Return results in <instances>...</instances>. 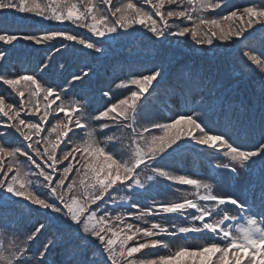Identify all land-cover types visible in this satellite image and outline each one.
Segmentation results:
<instances>
[{
  "label": "snow or ice",
  "instance_id": "1",
  "mask_svg": "<svg viewBox=\"0 0 264 264\" xmlns=\"http://www.w3.org/2000/svg\"><path fill=\"white\" fill-rule=\"evenodd\" d=\"M226 8L225 0H0V61L20 42L47 51L30 73L0 71L11 89L0 94V264H48L55 239L33 245L50 229L67 237L66 264H264V111L257 135L215 102L202 71L170 79L164 59L143 71L129 64L117 85L127 94L102 91L95 115L87 95H71L94 64L63 84L43 80L57 56L71 60L78 46L98 61L114 43L144 38L154 48L179 38L205 50L236 44L264 73V51L248 48L257 28L264 32V0L217 14ZM173 96L181 109L161 122L155 109L172 113ZM201 148L220 157L206 176L162 164ZM257 167L250 195L219 190L221 173L235 183ZM160 180L186 188L170 200L138 199ZM17 209L35 215L25 230ZM168 215L180 222L159 219Z\"/></svg>",
  "mask_w": 264,
  "mask_h": 264
},
{
  "label": "trees",
  "instance_id": "2",
  "mask_svg": "<svg viewBox=\"0 0 264 264\" xmlns=\"http://www.w3.org/2000/svg\"><path fill=\"white\" fill-rule=\"evenodd\" d=\"M250 2H253V0H225L227 8L223 12L217 10V14L223 15L226 11L231 10L233 6L242 7ZM35 27H39V25L36 24ZM79 31L84 30L79 29ZM180 39L177 42H174V39L170 43L166 41L163 46L157 48L147 43L146 38H144V43L137 39L134 44L127 47L123 44L114 43L109 55L98 61L89 54V51L80 52L78 46L76 57L71 60L67 58V54L63 58L57 56L55 61L51 62V67L43 73V80L51 84H63L66 78H70L69 73L79 71L85 64H94L97 68L96 73L83 82H77L71 94L75 97L77 94L87 95L91 99L88 111L91 115H95L97 109L102 110L101 106L107 99L104 98L103 100L96 96L95 93L98 90L109 91L111 89L115 93L116 98H121L122 95L127 94L125 90H121L117 85L128 78L129 64H132L135 70L143 71L150 68L154 62L164 59L169 66L170 79H175L179 73L191 69L202 71L210 84V90L215 102L230 108L236 120L243 127L254 131L258 135L261 127V114L264 111V73H261L255 65L247 62L246 58L242 60L244 49L237 48L236 44H225L205 50V48L200 46L193 47L184 38ZM129 48L133 56L136 57L135 60L128 55ZM248 48L256 51L258 55L261 51H264V32H261L259 28L249 39ZM26 52L30 53L27 57L28 60L25 59ZM8 53V58L0 61V71L9 74L30 73L35 69L37 63L47 55V51L38 47L33 48L26 42L17 43L15 48L8 49ZM245 63L248 64V67H245ZM61 65H65V67L61 68ZM10 92L11 89L0 83V94H4L7 98ZM166 95V93L161 91L160 99H165ZM15 99L18 98L13 97L8 99L7 102H15ZM181 105V98L170 97L169 106L173 112L160 111L159 106H157L155 109L158 113L157 119L164 122L169 115L179 113ZM219 159L218 155L212 156L203 148L195 151L186 149L178 157H169L162 164L177 174H190L195 170L203 177L208 174L210 163H214ZM258 179L259 167L253 173L242 176V179L235 183L229 179L227 173H221L218 188L221 191L237 195H250L254 188L258 189ZM177 187L186 188V186L173 185L170 182L160 180L156 182L150 194L138 197V199L142 202L144 200L148 202L152 200H170L179 194L175 191ZM16 211L18 217H20V229L25 230L28 225L35 222L34 214L32 217H28L20 209ZM24 219H27V221ZM159 219L165 223L180 222L178 217L171 215L160 217ZM53 233H55V236H53ZM58 235L59 237L56 238ZM53 238L55 239V246L47 254L48 264H66L68 240L65 235H61L59 230L50 229L41 235L37 244L33 245V251L42 247L43 243L48 239ZM196 243L198 242L193 241V244ZM161 254H164L163 251Z\"/></svg>",
  "mask_w": 264,
  "mask_h": 264
},
{
  "label": "rangeland",
  "instance_id": "3",
  "mask_svg": "<svg viewBox=\"0 0 264 264\" xmlns=\"http://www.w3.org/2000/svg\"><path fill=\"white\" fill-rule=\"evenodd\" d=\"M179 40H181L180 38H179ZM178 40L177 39H174V42H177ZM20 53V52H19ZM30 53L29 52H26V54H25V59H27L28 60V55H29ZM5 67H7V65H5ZM121 89V88H120ZM92 90V89H91ZM93 90H95V88H93ZM121 90H123L124 91V89H121ZM102 91H105V90H102ZM102 91H97L96 93H95V95L96 96H98L100 99H102L101 98V93H102ZM72 96H74L73 94H71ZM75 97V96H74ZM103 100H104V98H103ZM24 218V217H23ZM22 218V219H23ZM24 220H26L27 221V219H24ZM33 221V220H32ZM59 237V235L58 236H56V238H58ZM5 242H7V239H6V241ZM37 244V241L35 242V245ZM47 261H49L48 260V257H47Z\"/></svg>",
  "mask_w": 264,
  "mask_h": 264
}]
</instances>
